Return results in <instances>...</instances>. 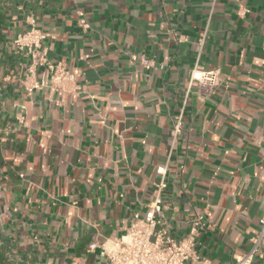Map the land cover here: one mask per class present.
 Listing matches in <instances>:
<instances>
[{
	"label": "crops",
	"instance_id": "1",
	"mask_svg": "<svg viewBox=\"0 0 264 264\" xmlns=\"http://www.w3.org/2000/svg\"><path fill=\"white\" fill-rule=\"evenodd\" d=\"M30 17L77 92L24 91ZM196 63L220 84L189 92ZM165 166L174 236L202 215L198 253L242 260L264 212V0H0V264H106Z\"/></svg>",
	"mask_w": 264,
	"mask_h": 264
},
{
	"label": "built area",
	"instance_id": "2",
	"mask_svg": "<svg viewBox=\"0 0 264 264\" xmlns=\"http://www.w3.org/2000/svg\"><path fill=\"white\" fill-rule=\"evenodd\" d=\"M29 25L30 28L19 34L12 42L14 52L29 61L22 80L26 94L32 96L35 92L46 88L65 94L77 92L79 90L77 76L63 64H53L49 60L47 49L43 46L47 39L46 35L37 28L33 17L29 18ZM80 25L84 30L90 28L82 14ZM142 63L147 69L152 66L146 60ZM41 73H46L48 79L41 78ZM220 82L219 69L205 70L196 63L190 74L188 91L190 92V89L197 85L215 88ZM180 132L181 117L173 134L177 136ZM167 172V166L157 169L161 180L157 186L156 196L149 204L146 214L144 216L135 214L125 235L112 240L108 248H103L102 255L107 257L106 264H212L208 258L197 251L198 237L204 227L202 215L196 216L191 221L184 237L177 238L172 232L171 224L164 214L165 206L162 202ZM259 226L260 229L251 240V246L244 258L235 264H254L264 246V212L259 220ZM97 248V243L90 246V250L93 251Z\"/></svg>",
	"mask_w": 264,
	"mask_h": 264
}]
</instances>
